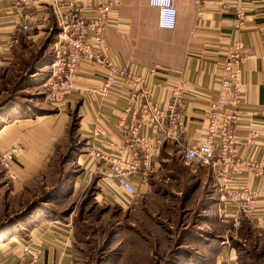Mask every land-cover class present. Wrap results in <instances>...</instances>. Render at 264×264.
<instances>
[{
	"label": "crops",
	"instance_id": "0c3cea01",
	"mask_svg": "<svg viewBox=\"0 0 264 264\" xmlns=\"http://www.w3.org/2000/svg\"><path fill=\"white\" fill-rule=\"evenodd\" d=\"M19 1L0 0V69L14 62L16 49L25 47L22 45L27 43H23L22 37L57 26L51 10L29 6L37 18L30 31H23L21 24L28 22L18 18L13 10ZM119 1L121 5L115 8L113 15L119 22L118 27L106 36L115 63L136 65L145 75L156 67L167 69L169 73L160 78L148 77L151 83L161 85L155 92L159 104L164 105L172 87L179 86L182 81L186 82L188 94L187 124L180 140L165 143L160 154L141 167L146 176L133 178L139 189L135 205L141 197L161 193V209H165L166 215L178 212V216H192L190 223L179 216L177 227L169 222L171 226L165 229L170 235L175 232L176 242L180 239L190 241L193 253L184 252L191 255L188 264H240L239 252L232 244L231 226L238 230L247 222L251 229L264 234V182L247 171L237 175L236 188H247L262 195L256 216L237 221L236 207L224 204L221 199L219 175L224 164L201 167L186 163L184 157L187 147L205 140L206 115L210 101L219 96L217 85L222 76L221 65L226 61V48L240 41L244 46V61L243 97L239 106L242 119L236 131L240 144L238 155L264 163V0H232L231 4H226L225 0H205L202 9L199 0H175L178 21L173 31L159 28L158 10L149 6V0ZM238 8H244L246 13L240 27L237 26ZM200 11L201 17L198 16ZM82 68L81 85L98 84L102 70L88 64H83ZM45 69L44 78L37 79L43 87L49 77ZM38 88L41 93L35 95L38 98L28 107L5 104V100L0 102V155L12 147L19 150L9 170L0 166L10 187L9 194L14 198L23 197L61 152L69 149L70 130L76 122L77 137L84 143L74 149L71 162L67 164L72 171L74 166L77 169L74 178L68 181L70 188L73 192L92 186L98 204L117 205L122 190L106 176L108 167L94 163L88 152L92 146L106 151H131L133 142L120 132L124 123L131 122L130 114L125 112L129 105L126 91H117L108 101L70 97L67 106L57 110L47 101V92L43 93L40 86L35 90ZM97 127L102 131L95 136ZM251 132L256 136L252 137ZM149 134L155 132L150 130ZM160 178L161 183H158ZM47 209L41 207L24 220L20 226H28L26 234L13 233L12 243L0 239V259L4 255L0 264H31L35 252L41 254L38 264L74 263L72 220L49 214ZM173 238L169 237V241ZM26 245L31 247L28 254L22 252ZM180 248V244L167 245L161 256L175 255ZM3 252H7L6 258Z\"/></svg>",
	"mask_w": 264,
	"mask_h": 264
},
{
	"label": "built area",
	"instance_id": "2783aa9c",
	"mask_svg": "<svg viewBox=\"0 0 264 264\" xmlns=\"http://www.w3.org/2000/svg\"><path fill=\"white\" fill-rule=\"evenodd\" d=\"M226 4L233 3L225 0ZM21 3L23 7L21 8ZM119 0H20L13 6L18 18L28 24H21L25 32L31 30V24L37 15L29 6L49 9L55 16L59 33L51 54L47 101L57 109H64L70 97L112 100L117 91H126L129 105L125 109L131 116L129 124L122 125L121 133L133 142L130 150L106 151L102 147L92 146L88 152L94 163L108 167L106 176L112 178L122 190L117 197V204L123 209L132 206L139 194L133 178L144 175L141 167L160 154L162 146L170 141H179L187 124V91L185 81L173 86L164 105L155 100L156 89L160 84H153L149 78H160L169 71L156 67L149 69L146 75L136 65H117L107 43V33L118 27L114 10L119 7ZM199 8H204L205 0L198 1ZM149 6L159 13V28L173 31L177 26L178 10L175 0H149ZM244 8L237 9V26L242 25L245 17ZM202 16V11L198 14ZM244 46L237 41L226 48V61L221 65L222 76L219 79V96L210 101L206 115L205 140L191 145L185 150V162L197 166H210L223 163L224 169L219 175L221 199L224 204L234 205L237 209L236 220L252 219L256 216L260 192L247 188H236L237 175L244 171L264 182V163L253 158L239 157L240 144L236 131L242 113L240 104L243 97L242 64ZM83 64L101 69L99 82L93 86H83L80 78ZM150 130L155 134H149ZM102 130L97 127L95 136ZM255 137L256 134L251 132ZM19 154L17 147H12L0 155V166L9 170ZM30 252V246L25 247ZM39 254V253H38ZM34 253L31 264H38L39 255Z\"/></svg>",
	"mask_w": 264,
	"mask_h": 264
},
{
	"label": "rangeland",
	"instance_id": "374dc122",
	"mask_svg": "<svg viewBox=\"0 0 264 264\" xmlns=\"http://www.w3.org/2000/svg\"><path fill=\"white\" fill-rule=\"evenodd\" d=\"M58 33V26H54L52 30L33 32L30 36L22 37L23 43H27L22 45L25 47L16 49L13 53L16 57L14 62L0 69V102L5 100L7 104L25 108L38 98L35 95L41 93L39 88H35L40 86L42 92L48 94V88L37 83V79L44 78L43 69L47 67L46 64H50L51 50ZM42 59L48 61L39 72L32 71L40 66ZM45 71L48 73L49 68ZM36 83L38 85L32 89ZM81 142L84 143L74 131L70 137L69 149L61 152L50 169L23 197L14 198L9 194L10 187L4 172H0V239L4 238L2 242L12 243L13 233L20 234L21 231L23 235L26 234L24 231L28 230V226L21 227V223L36 210L47 207L49 214L55 213L61 218L72 220L75 233L73 264H188L191 255H185L184 252L193 253L190 241L184 242L180 239L176 242L175 232L170 235L165 229L171 226L169 222L177 227L179 216L186 223L191 222L192 216H178V212L166 215L165 209H161V193L141 197L136 205L135 199L130 208L123 209L118 204H98L92 186L72 192L68 181L74 178L77 169L74 166L72 171L67 164L71 162L69 160L74 149L82 145ZM157 181L161 183V178ZM216 226L212 225L215 228ZM230 234L234 239L232 244L239 252L240 264H264V234L251 229L247 222L238 230L231 226ZM169 237L174 238L169 241ZM174 243L182 245V248L176 250L175 255L161 256L167 245L172 247ZM23 251L25 252V248ZM3 253L6 258L7 252ZM38 255L39 263L41 254ZM1 259H4V255H1Z\"/></svg>",
	"mask_w": 264,
	"mask_h": 264
},
{
	"label": "trees",
	"instance_id": "16d2710c",
	"mask_svg": "<svg viewBox=\"0 0 264 264\" xmlns=\"http://www.w3.org/2000/svg\"><path fill=\"white\" fill-rule=\"evenodd\" d=\"M43 60V59H42ZM48 61V60H47ZM47 61H41V63L39 64L40 66H38V68H33L32 69V71H34V72H39L40 71V69L43 67V65L47 62ZM42 64V65H41ZM48 64H46V66H47ZM6 102V101H5ZM5 104H7V102L5 103ZM2 107V105L0 106V108ZM76 130H77V127H76V122H73V126H72V128H71V131H70V133H71V135L74 133V131L76 132ZM0 172L1 173H3L4 171L3 170H0ZM248 224V223H247ZM249 226H250V224H249ZM250 228H251V226H250Z\"/></svg>",
	"mask_w": 264,
	"mask_h": 264
}]
</instances>
